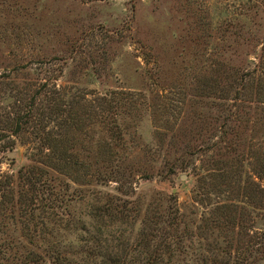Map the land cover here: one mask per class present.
<instances>
[{
    "label": "trees",
    "instance_id": "1",
    "mask_svg": "<svg viewBox=\"0 0 264 264\" xmlns=\"http://www.w3.org/2000/svg\"><path fill=\"white\" fill-rule=\"evenodd\" d=\"M45 64L0 73V166L18 146L29 161L0 174V264H264V45L253 69L217 79L200 69L198 93H183L175 121L164 97L142 106L131 91L69 86L65 68ZM196 98L200 113L187 103ZM147 110L148 146L137 131ZM179 161L200 175L193 210L174 202L141 218L134 184L175 175ZM110 184L115 193L96 194ZM89 194L86 215L72 214ZM50 209L57 242L46 234Z\"/></svg>",
    "mask_w": 264,
    "mask_h": 264
},
{
    "label": "rangeland",
    "instance_id": "2",
    "mask_svg": "<svg viewBox=\"0 0 264 264\" xmlns=\"http://www.w3.org/2000/svg\"><path fill=\"white\" fill-rule=\"evenodd\" d=\"M263 43L264 0H0V73L20 61L44 58L52 62L45 64L50 68L66 69L62 83L69 86L131 91L141 95L142 106L162 103L164 97L171 121L180 119L183 93H198L200 69L214 79L232 66L253 69ZM187 103L193 111L204 110L197 98ZM137 131L144 144H154L149 110ZM14 152L0 174H16L29 162L25 147ZM176 165L175 175L165 170L134 184L141 218L150 208L164 210L174 202L188 214L193 210L200 175L193 168L181 172L180 161ZM115 188L94 190L104 197ZM90 199L89 194L72 204L71 213L84 217ZM198 208L201 215L204 209ZM44 217L46 234L57 242L58 209L46 210Z\"/></svg>",
    "mask_w": 264,
    "mask_h": 264
},
{
    "label": "water",
    "instance_id": "3",
    "mask_svg": "<svg viewBox=\"0 0 264 264\" xmlns=\"http://www.w3.org/2000/svg\"><path fill=\"white\" fill-rule=\"evenodd\" d=\"M9 157H10V158H14V157H15V152L10 153V154H9Z\"/></svg>",
    "mask_w": 264,
    "mask_h": 264
}]
</instances>
